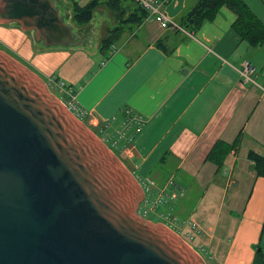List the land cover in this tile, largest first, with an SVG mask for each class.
Segmentation results:
<instances>
[{"label": "crops", "instance_id": "0c3cea01", "mask_svg": "<svg viewBox=\"0 0 264 264\" xmlns=\"http://www.w3.org/2000/svg\"><path fill=\"white\" fill-rule=\"evenodd\" d=\"M90 1L54 0L64 23L83 39L80 45L47 47L32 31L7 23L0 24V46L6 50L0 51L45 83L64 82L83 111L79 121L121 159L139 187L140 180L154 182L156 191L163 190V207L173 209L181 224L191 221L205 232L195 241L207 257L217 264H252L256 251L264 257L256 250L264 237V178L256 176L248 158L250 152L264 154V44L241 41L232 30L236 16L221 7L195 35L147 18L132 40L103 52L98 42L88 48L76 34L82 26L72 21V3L83 7ZM157 1L174 23L192 3ZM159 40L172 53L156 46ZM244 61L252 66V82L239 75ZM128 109L143 121L138 132L134 124L124 128ZM215 145L222 154L212 159ZM232 189L239 200L233 195L228 203ZM237 214L241 217H233ZM220 224L231 233L225 234L227 249L218 260Z\"/></svg>", "mask_w": 264, "mask_h": 264}, {"label": "water", "instance_id": "95a60500", "mask_svg": "<svg viewBox=\"0 0 264 264\" xmlns=\"http://www.w3.org/2000/svg\"><path fill=\"white\" fill-rule=\"evenodd\" d=\"M45 46L83 39L54 0H0V24ZM143 192L45 82L0 51V264H206L138 214Z\"/></svg>", "mask_w": 264, "mask_h": 264}, {"label": "trees", "instance_id": "16d2710c", "mask_svg": "<svg viewBox=\"0 0 264 264\" xmlns=\"http://www.w3.org/2000/svg\"><path fill=\"white\" fill-rule=\"evenodd\" d=\"M100 1L92 0L83 7L72 3V21L80 26L88 24L93 18L95 9L101 4ZM123 1L126 0H108V8L113 12H119ZM135 5L137 8L131 16L119 20L114 28L107 31V36L100 40L98 45L100 51L110 50L126 31L131 30L133 26H140L148 18L147 11L138 4ZM221 7H226L236 16L232 30L241 41H245L251 47H259L264 44V23L256 18L244 0H192V3L177 18L176 24L182 31L195 35L204 23L212 22L215 19ZM156 46L167 54L172 53L166 49L162 40H159ZM221 152V146L215 145L210 152V158L216 159L221 156ZM248 158L254 163L256 176L264 178V154L250 152ZM258 248L257 246L256 250ZM259 258L260 253L256 251L252 264H261Z\"/></svg>", "mask_w": 264, "mask_h": 264}, {"label": "rangeland", "instance_id": "374dc122", "mask_svg": "<svg viewBox=\"0 0 264 264\" xmlns=\"http://www.w3.org/2000/svg\"><path fill=\"white\" fill-rule=\"evenodd\" d=\"M245 1H247L251 5L249 8L252 11V13L256 16V18L261 20V18L264 17V7L262 6L261 1H263L264 3V0H244V2ZM100 2L101 4L95 9L93 13L92 20L88 24L76 29V34L81 35L80 37L86 39L85 42L87 43L86 45L88 46V48H93L96 42H98L99 44L100 40H102L104 37L107 36L108 30L114 28L119 22V20L129 18L132 12H134L137 8V6L135 5L137 4L135 0H126L125 3L121 5L119 12H113L111 11L110 8H108L107 5L108 0H101ZM138 28L139 26H133L131 30L126 31L125 34L121 36L122 38H120L115 44L120 47L121 44L124 45L125 43L132 40V38L135 36L136 32L138 31ZM135 39L136 38H134L133 41ZM0 48L3 49L2 46H0ZM3 50L6 51L5 49ZM49 90L56 98L61 97V94H58L54 89H49ZM226 167H222L219 169L222 174L224 173V171H226L227 169ZM140 184L142 185L141 180H140ZM242 188H244V185L242 186ZM232 191H229L230 195L227 198L228 203L234 200L233 195L237 200H239V192L233 189ZM148 208L149 207L145 205V209ZM238 216L241 217L240 214L234 215L233 217L237 218ZM169 217L171 218L174 217L176 221L173 222ZM143 219L152 224H162L165 226L167 225L172 229H174V225L176 224L182 225L181 222L177 219L174 210L171 209L169 206L167 208L163 207L162 203L158 204L156 207H154V209H149L148 213L144 215ZM220 219H222V215L220 216ZM218 229L220 231L216 232V236L219 238L220 242H218L219 246L217 248L216 258L220 260L223 257L224 253L226 252L227 244H228V237H226L225 234L226 235L230 234L231 229L225 231V229H223V224H220ZM197 231H199L200 233L197 235L198 239L205 235V232L199 226L196 227L191 233L196 234ZM214 235L215 234L213 233V236ZM196 241L193 243L194 246L197 243ZM216 241H217L216 239L213 241V246L215 245ZM213 246L207 247V250H211ZM258 247L260 251L262 250L261 254H263L264 256V237H262V241L260 240ZM205 249L206 248H204V250H202L198 255L202 257V260L207 261L206 264H217L216 262H214L212 257L211 258L207 257V252H205ZM232 254L233 252L231 253V255ZM237 255L238 252H235L234 257L236 258ZM259 259L261 260V264H264V257L261 256Z\"/></svg>", "mask_w": 264, "mask_h": 264}, {"label": "built area", "instance_id": "2783aa9c", "mask_svg": "<svg viewBox=\"0 0 264 264\" xmlns=\"http://www.w3.org/2000/svg\"><path fill=\"white\" fill-rule=\"evenodd\" d=\"M135 2L145 11H147L148 17H151L153 20L158 22L162 28H170L172 30L182 31L176 23L170 21L163 13L159 11L161 3L157 0H135ZM165 2L166 0H162V4H164ZM252 71L253 69L251 64L248 61H244L241 66V70L239 71V75L242 78L243 82H252V80L250 79V74L252 73ZM46 85L48 89H52V86H56L61 93H64L67 96V98H64L63 96L60 98L58 97V99L77 119L80 120L83 115V111L76 105L74 98L75 95L67 92L65 83L52 78L46 83ZM126 116L127 119L124 122V128L128 129L132 124H134L136 126V131L138 132L143 125V121L141 120V118L137 117V115L134 114L130 109L126 111ZM124 133L125 130L121 132L120 137H122ZM142 185L143 200L138 206L137 213L143 215L144 217V215L148 213L149 209H154V207H156L158 204L165 202L162 198L163 190L156 191L157 188L155 187L154 182L144 180L142 181ZM145 205L149 208L145 209ZM171 220L173 222L176 221L174 217H172ZM196 227V224L190 221L182 225L176 224L174 225V229H172L171 227L169 228H171L175 234H179L181 236V240L188 246H192L193 251L196 254H199L202 250H204L203 247L199 244H195V246L193 245L199 231H197L196 234L191 233Z\"/></svg>", "mask_w": 264, "mask_h": 264}]
</instances>
